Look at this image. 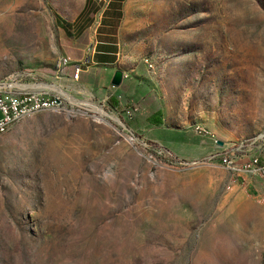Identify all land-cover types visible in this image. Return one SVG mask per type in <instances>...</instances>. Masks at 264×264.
<instances>
[{
    "label": "rangeland",
    "instance_id": "1",
    "mask_svg": "<svg viewBox=\"0 0 264 264\" xmlns=\"http://www.w3.org/2000/svg\"><path fill=\"white\" fill-rule=\"evenodd\" d=\"M84 2L0 0V81L62 100L0 133V264H264V180L218 160L264 155V0ZM96 41L137 99L97 96ZM141 97L204 149L143 137Z\"/></svg>",
    "mask_w": 264,
    "mask_h": 264
},
{
    "label": "crops",
    "instance_id": "2",
    "mask_svg": "<svg viewBox=\"0 0 264 264\" xmlns=\"http://www.w3.org/2000/svg\"><path fill=\"white\" fill-rule=\"evenodd\" d=\"M113 47V43L110 41H96L91 45V51L88 53V58L90 65H97V68H101L104 71L103 79L96 81L92 84V88L95 90L99 98H106L108 93L104 89L103 85H111V79L113 73L116 69H120L123 74L126 76L122 79L121 84L116 89L111 90L109 95L114 96V98L124 97L125 99H137V91L135 89V81L133 78L129 77L127 70L123 69L120 66H117V56ZM102 65V66H99ZM152 99H144L141 97L139 103H133L138 106V115L135 123L139 122L141 125L137 127L143 137L150 140L151 142L160 145L164 148H168L175 152L176 154H193L198 150H203V146L196 145L190 139V137H185L182 139L180 134H176L171 129L169 130L166 126V117L167 114L164 109V103H159L158 101H151ZM118 105L123 104L120 101H117ZM126 112L131 113L129 108L126 109ZM132 112V116H133ZM131 116V117H132ZM261 163H264V155H262ZM246 172H242V175ZM245 176V175H244ZM260 195H264V185L258 190Z\"/></svg>",
    "mask_w": 264,
    "mask_h": 264
},
{
    "label": "built area",
    "instance_id": "3",
    "mask_svg": "<svg viewBox=\"0 0 264 264\" xmlns=\"http://www.w3.org/2000/svg\"><path fill=\"white\" fill-rule=\"evenodd\" d=\"M69 63V59L64 57L59 62V67H63ZM79 64L75 65L74 77H77L81 71ZM62 100L58 96H50L43 91H28L24 93L14 92L7 89L3 82L0 81V129L5 126L12 117L17 116L23 110L33 108L58 106ZM263 137V136H262ZM261 137V138H262ZM260 138V139H261ZM260 139H256L257 141ZM247 151L243 145L233 146V150L229 153L222 151L218 160L233 173H250L252 175H260L264 180V163L260 162L261 153L255 152L245 155L239 151Z\"/></svg>",
    "mask_w": 264,
    "mask_h": 264
},
{
    "label": "bare ground",
    "instance_id": "4",
    "mask_svg": "<svg viewBox=\"0 0 264 264\" xmlns=\"http://www.w3.org/2000/svg\"><path fill=\"white\" fill-rule=\"evenodd\" d=\"M17 85V84H16ZM30 86H33L32 84L31 85H27V84H23L22 87H30ZM60 105L58 106H46V107H39V108H33V109H30V110H23L21 111L17 116H14L10 119V121L5 125L3 126L1 129H0V133L5 130L8 126H10L11 124L15 123L16 121L22 119L23 117L25 116H28L30 114H33L37 111H40V110H44V109H49V108H55V107H59ZM261 138V137H260ZM259 138V139H260Z\"/></svg>",
    "mask_w": 264,
    "mask_h": 264
},
{
    "label": "water",
    "instance_id": "5",
    "mask_svg": "<svg viewBox=\"0 0 264 264\" xmlns=\"http://www.w3.org/2000/svg\"><path fill=\"white\" fill-rule=\"evenodd\" d=\"M122 74L123 73L120 69L115 70L111 79V84L115 86L119 85L122 80Z\"/></svg>",
    "mask_w": 264,
    "mask_h": 264
},
{
    "label": "trees",
    "instance_id": "6",
    "mask_svg": "<svg viewBox=\"0 0 264 264\" xmlns=\"http://www.w3.org/2000/svg\"><path fill=\"white\" fill-rule=\"evenodd\" d=\"M90 3V0H85L84 5L81 9V11L79 12V14L77 15L76 19L80 18V16H82L84 13H86L88 11V5Z\"/></svg>",
    "mask_w": 264,
    "mask_h": 264
}]
</instances>
